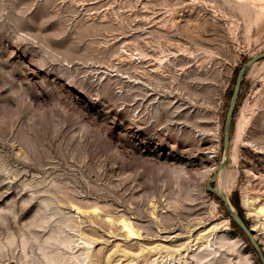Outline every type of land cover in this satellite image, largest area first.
<instances>
[{
  "label": "rangeland",
  "instance_id": "374dc122",
  "mask_svg": "<svg viewBox=\"0 0 264 264\" xmlns=\"http://www.w3.org/2000/svg\"><path fill=\"white\" fill-rule=\"evenodd\" d=\"M263 51L264 0H0V264H260L207 182ZM211 185L264 253V59Z\"/></svg>",
  "mask_w": 264,
  "mask_h": 264
},
{
  "label": "water",
  "instance_id": "95a60500",
  "mask_svg": "<svg viewBox=\"0 0 264 264\" xmlns=\"http://www.w3.org/2000/svg\"><path fill=\"white\" fill-rule=\"evenodd\" d=\"M264 59V51L251 57L248 59L238 70L236 77H235V82L233 86V90L231 93V98L229 101L228 109L226 112L225 120H224V126H223V158L220 164L217 166L216 170L212 174V176L209 178L207 182V190L215 195H217L223 202V205L225 209L228 212V215L230 219H232L237 226L240 228L242 233L244 234V237L247 239L249 244L251 245L252 249L254 250L258 261L260 264H264V253L259 245V243L256 241L254 238V233L253 231L246 225L243 220L240 218V216L236 213L235 209L231 206L229 200L219 191H217L215 188L212 187L211 183L214 180V178L217 176V171L223 168L225 165V162L228 158V147H229V139H230V130H231V122H232V117L233 113L235 110V106L237 103V98L238 94L240 91V86H241V80L244 75V73L251 67L253 66L256 62L259 60Z\"/></svg>",
  "mask_w": 264,
  "mask_h": 264
},
{
  "label": "trees",
  "instance_id": "16d2710c",
  "mask_svg": "<svg viewBox=\"0 0 264 264\" xmlns=\"http://www.w3.org/2000/svg\"><path fill=\"white\" fill-rule=\"evenodd\" d=\"M239 69H236L235 70V73L237 74ZM241 85H242V80H241ZM241 87V86H240ZM238 99V98H237ZM235 109H236V106H235ZM234 113H235V110H234ZM234 113H233V117H234ZM233 117H232V122H231V129H232V126H233ZM231 132V130H230ZM209 192V191H208ZM210 194H212L211 192H209ZM230 203L231 205L235 208L236 210V213L240 216V218L243 220V222L247 224V221L245 220L244 216H243V213H242V210H241V207L239 205V202H238V199H237V193L234 194V197L230 200ZM229 216V215H228ZM230 222H231V226L233 229H235L238 233H240L241 235L244 236V234L242 233V231L240 230V228L237 226V224L232 220L230 219Z\"/></svg>",
  "mask_w": 264,
  "mask_h": 264
},
{
  "label": "bare ground",
  "instance_id": "6f19581e",
  "mask_svg": "<svg viewBox=\"0 0 264 264\" xmlns=\"http://www.w3.org/2000/svg\"><path fill=\"white\" fill-rule=\"evenodd\" d=\"M218 177H220V176H218ZM218 191V190H217ZM219 192L221 193V190H219Z\"/></svg>",
  "mask_w": 264,
  "mask_h": 264
}]
</instances>
